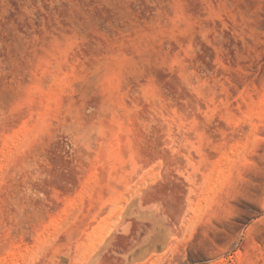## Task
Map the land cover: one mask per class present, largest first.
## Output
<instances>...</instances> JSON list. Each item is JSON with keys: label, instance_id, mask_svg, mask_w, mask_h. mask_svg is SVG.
<instances>
[{"label": "rangeland", "instance_id": "obj_1", "mask_svg": "<svg viewBox=\"0 0 264 264\" xmlns=\"http://www.w3.org/2000/svg\"><path fill=\"white\" fill-rule=\"evenodd\" d=\"M0 264H264V0H0Z\"/></svg>", "mask_w": 264, "mask_h": 264}]
</instances>
